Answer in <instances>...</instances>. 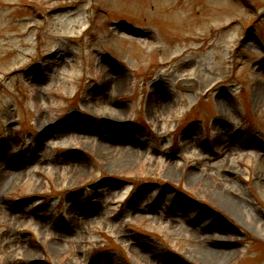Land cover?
<instances>
[{"label": "rangeland", "instance_id": "obj_1", "mask_svg": "<svg viewBox=\"0 0 264 264\" xmlns=\"http://www.w3.org/2000/svg\"><path fill=\"white\" fill-rule=\"evenodd\" d=\"M220 239L264 264V0H0V264Z\"/></svg>", "mask_w": 264, "mask_h": 264}, {"label": "bare ground", "instance_id": "obj_2", "mask_svg": "<svg viewBox=\"0 0 264 264\" xmlns=\"http://www.w3.org/2000/svg\"><path fill=\"white\" fill-rule=\"evenodd\" d=\"M161 102L162 97H160L155 91L152 92L146 105V111L149 110L151 113H156L161 109ZM218 200L224 208L228 209L232 217H237L239 210L235 201L226 196H220ZM210 226L215 227L216 223H212ZM216 228L218 227L216 226ZM231 253L232 250L223 243L222 239H220V241H215L214 244L207 246L205 249L195 252L193 259L199 261L201 264H222L231 258Z\"/></svg>", "mask_w": 264, "mask_h": 264}]
</instances>
